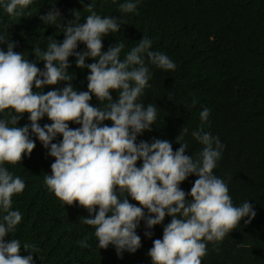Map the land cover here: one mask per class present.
<instances>
[{"label":"clouds","instance_id":"9594fccd","mask_svg":"<svg viewBox=\"0 0 264 264\" xmlns=\"http://www.w3.org/2000/svg\"><path fill=\"white\" fill-rule=\"evenodd\" d=\"M55 2L51 0L52 7L40 19L59 27L63 40L50 36L46 49L32 47L34 59L14 51L17 44L10 38L11 24L0 27V264H36L35 245L6 239L22 221V214L12 208V197L22 193L26 184L5 166L6 162L20 164L36 140L54 158L44 184L64 206L76 202L86 210L81 223L95 229L98 249L111 245L118 257L135 253L141 247L136 230L143 221L146 229L163 226L162 237L154 239L147 252L151 264H202L209 243L215 248L242 219L248 224L256 216L248 200L234 205L228 181L214 173L225 145L205 131L211 110L202 109L201 124L190 133L202 145L195 156L185 154L189 149L184 140L189 134L186 125L175 138L180 145L175 151L166 139L137 142L138 136L156 125L160 109L141 100L151 87L150 66L170 72L175 71V62L166 53L154 51L152 38L144 35L123 58V42L104 51L102 42L120 31V18L99 15L96 0L87 4L80 0L90 14L81 22L79 14L72 12L74 18L62 23ZM34 3L0 0V9L21 17ZM140 3L124 0L119 11L134 13ZM80 44L84 49L78 51ZM69 57L75 58L76 67L88 69L87 90L73 87L75 73L68 71ZM41 61L43 68L37 66ZM46 86L56 87L45 93ZM110 90L116 92L115 99ZM93 97L97 106L90 103ZM24 113L29 123L17 126ZM45 116L51 123L41 126ZM69 121L79 127L71 128ZM58 136L59 142H53ZM190 175L198 178L186 193L180 184ZM129 197L138 204L130 203ZM166 215L170 222L163 224ZM144 235L150 238L152 233ZM77 243L89 247L86 239ZM21 246L28 255L20 254Z\"/></svg>","mask_w":264,"mask_h":264},{"label":"trees","instance_id":"16d2710c","mask_svg":"<svg viewBox=\"0 0 264 264\" xmlns=\"http://www.w3.org/2000/svg\"><path fill=\"white\" fill-rule=\"evenodd\" d=\"M51 0H35L21 17H12L0 9V27L11 24L10 38L16 42L14 51L29 54L31 48H47L48 37L63 40L59 27L45 25L40 17L52 5ZM89 0H84L87 4ZM124 0H96L95 11L101 16L120 18L118 33L103 40L104 51L115 42H123L129 51L142 36L153 40L152 49L166 53L176 64L175 71L165 72L150 66L151 87L145 89L141 100L153 102L160 109L156 125L138 136L148 141L153 137L166 139L173 150L179 148L175 138L183 125L189 128L184 140L189 144L185 154L195 156L202 148L192 139L191 131L200 126L199 113L204 107L211 110L205 131L218 136L225 145L214 173L228 181L233 203H251L256 216L250 223L240 224L215 248L208 244V254L202 264H264V0H142L134 13H121ZM62 23L79 14L81 22L89 15L80 0H56ZM84 45L78 46V51ZM70 73H75L72 85L78 91L87 90L88 69L75 65L69 57ZM93 62L87 60L86 63ZM43 68V62L37 64ZM60 86H63L61 83ZM56 86H46L44 92ZM113 98L116 92L110 90ZM193 99L197 103L193 105ZM90 103L98 105L95 97ZM27 113L17 126L29 123ZM41 126L51 123L45 116ZM71 128L79 125L68 122ZM109 126L110 121H105ZM35 139V137H33ZM57 137L53 142H59ZM36 140V146L20 164L5 163L14 175L26 184L22 193L12 197V208L22 214L16 231L6 239L16 238L21 244L35 245L32 253L36 264H151L148 250L152 241L162 237V225L146 229L143 221L137 228L141 247L135 253L124 252L118 257L113 246L98 249L92 226L81 223L88 213L83 207L65 205L44 184L54 158ZM140 161H137L139 166ZM198 177L190 175L181 182L186 193ZM130 203L138 204L131 200ZM244 219H247L246 217ZM170 222L167 215L163 224ZM145 231L152 236L146 237ZM86 239L89 247H80ZM218 249V250H217ZM20 254L28 255L21 246Z\"/></svg>","mask_w":264,"mask_h":264}]
</instances>
